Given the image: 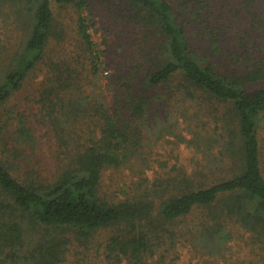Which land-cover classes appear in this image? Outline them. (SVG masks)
<instances>
[{
    "label": "trees",
    "instance_id": "trees-1",
    "mask_svg": "<svg viewBox=\"0 0 264 264\" xmlns=\"http://www.w3.org/2000/svg\"><path fill=\"white\" fill-rule=\"evenodd\" d=\"M92 1L0 0L20 34L0 58V112L39 72L33 103L55 143L54 170L43 176L23 153L35 141L25 115L0 114V264H65L71 248L74 264L97 257L100 264H168L176 245L219 253L242 234L256 259L239 264H264V59L251 53L258 44L245 30L235 39L241 53L221 47L241 20L264 26V0H198L184 17L167 0H106L117 8L112 17L136 33L133 52L109 80V102L85 89L98 83L103 53L88 31ZM66 8L76 38L69 56L58 19ZM177 111L194 123L211 118L213 141L202 125L186 144L205 157L207 144L221 142L208 158L214 165L140 177L150 165L142 126ZM121 169L138 174L122 196L103 182L105 172ZM192 213L193 224L178 225ZM93 248L99 253H88Z\"/></svg>",
    "mask_w": 264,
    "mask_h": 264
},
{
    "label": "rangeland",
    "instance_id": "rangeland-1",
    "mask_svg": "<svg viewBox=\"0 0 264 264\" xmlns=\"http://www.w3.org/2000/svg\"><path fill=\"white\" fill-rule=\"evenodd\" d=\"M174 13L180 16H186L185 12H190L193 7L200 6L198 0H167ZM218 0H203L202 6L210 4ZM115 3L107 2L106 0H94L89 3L87 12L92 17V27L88 30L92 41L96 44V49L103 51L101 54V69L99 74L98 83L94 82V87H86V91L90 93H96L101 98L111 100L112 88L110 87L109 80L115 76L117 72L118 63H123L127 57L131 55L134 50V38L136 33L131 30V27L126 26L123 22H119L112 17L108 11L110 8L112 11H116L117 8L113 7ZM0 12V58L3 59V54L9 51V54L13 51L17 42L19 41V32L14 28L11 17H6ZM58 19L60 23L65 27L67 32L66 38V56H69L70 50L76 47V38L74 36L72 13L69 8L63 11H59ZM244 23L242 25L241 23ZM248 22L241 20L238 24L231 28L230 36L224 37L221 43L223 50H234L241 53V48L235 42L240 30H245L249 38H253V42H257L258 47H252L251 53L254 56L262 57L264 59V26L259 30H254L248 27ZM239 30V32L237 31ZM254 35V36H253ZM255 37V40H254ZM106 41V44H104ZM197 42V40H195ZM259 42V43H258ZM121 46V47H120ZM64 53V52H63ZM130 54V55H129ZM226 56V55H225ZM228 57V56H227ZM215 61V60H214ZM230 61V58H229ZM231 62V61H230ZM41 75L38 72L35 76H30L26 83L22 85L20 90L16 92L10 101L6 104L5 109L0 112L5 117L10 116V112H22L29 127L32 129L35 137L34 147L25 148L23 153L27 155L31 163L38 168L41 175H50L54 170V150L55 143L52 137L49 127L42 122L36 114V105L33 103L32 96L33 90L36 89ZM91 88V89H90ZM176 101V100H175ZM193 105L194 103H190ZM179 106L178 102L173 103L172 106ZM193 112L195 108H190ZM161 123L155 124L154 119H150L142 127L144 143L141 149V153L146 158H149L150 165L143 175L148 180H153L155 176L164 177L168 174L170 176L176 174L178 169L185 170L186 172H192L195 169H199L202 165L206 164V169L211 156H217V152L221 149V142H210L205 147L206 156L201 153V150L193 147L191 144H186V141L192 139L194 131H200L203 133L202 125L205 126L206 137L213 141L216 137L217 131L213 130V123L211 118L200 115L197 122L190 118L181 117L179 112H173L171 117H166L163 114H159ZM189 117V116H188ZM204 130V132H205ZM158 131L157 134L155 132ZM168 131V132H166ZM213 134L215 136H213ZM258 139L260 146V162L262 168V174L264 176V118L261 121L258 129ZM202 164V165H201ZM138 174H130L125 169L115 172L109 170L103 175L104 184L108 185L109 190H113L112 186L116 189V195L122 196L121 189L126 192L132 189V183L136 180ZM111 180V182H110ZM110 183L112 186L109 187ZM106 188V187H105ZM198 219L195 213L190 214L187 219L180 222L193 224L194 220ZM103 236L106 238V234L99 233L98 237ZM231 240L226 244V248L220 250V252L213 253H193L190 244L186 246L176 245L175 248L169 252L166 259L168 264H239V261L256 259L254 253H250V248L247 247L244 242L247 238L245 234H242L239 238ZM76 249L71 248L68 251L65 264H74L73 253H78ZM88 253H99L95 248L91 249ZM78 256V255H77ZM94 256V255H93ZM96 259L100 260L99 257ZM90 260V264H100L98 260ZM150 260V259H149ZM88 263V264H89ZM152 264V263H148Z\"/></svg>",
    "mask_w": 264,
    "mask_h": 264
}]
</instances>
